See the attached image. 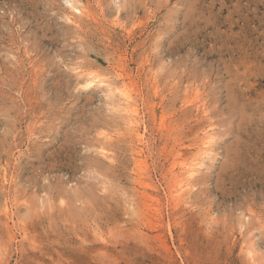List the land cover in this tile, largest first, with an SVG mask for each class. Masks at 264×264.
I'll use <instances>...</instances> for the list:
<instances>
[{
  "label": "rangeland",
  "instance_id": "374dc122",
  "mask_svg": "<svg viewBox=\"0 0 264 264\" xmlns=\"http://www.w3.org/2000/svg\"><path fill=\"white\" fill-rule=\"evenodd\" d=\"M75 1L0 0V264H264V0Z\"/></svg>",
  "mask_w": 264,
  "mask_h": 264
},
{
  "label": "bare ground",
  "instance_id": "6f19581e",
  "mask_svg": "<svg viewBox=\"0 0 264 264\" xmlns=\"http://www.w3.org/2000/svg\"><path fill=\"white\" fill-rule=\"evenodd\" d=\"M70 3V6H71V8H72V10H75V11H78V12H80V13H85L86 11H85V9H84V7H80L77 3H76V1L75 0H67V3ZM99 3V2H98ZM69 5V4H68ZM74 12V11H73ZM74 21V20H73ZM78 24V23H77ZM76 25V24H75ZM126 61V60H125ZM79 71V70H78ZM86 73V72H85ZM82 75H84L83 73H82ZM120 75H122V74H120ZM101 76V75H100ZM98 74H95V73H93L92 71H90L89 73H87V74H85V76L83 77L84 78V83H86L87 85H91V84H95V82H103V83H106L107 85H108V87L110 88V90H117L119 93H120V95H121V99H122V102L124 103V106H125V112H126V114H127V116L129 117V121H128V126L130 125V128L131 127H133V128H135L134 130L136 131V135H137V137L139 138V140H142V134H141V132H140V130H139V128H138V126H139V124H138V120H136L135 119V117L137 116V114L139 113L138 112V109L139 108H137L136 107V105H135V103L132 101V95L131 94H129L128 93V90H127V87H126V85H125V83L124 82H122L121 84H119V85H117V86H115V87H113V85H114V80H109V79H101V78H99L100 77ZM118 76V75H117ZM132 77H133V75H132ZM82 78V79H83ZM131 80V79H130ZM134 81V80H133ZM129 83V82H128ZM85 84V85H86ZM115 84H117V83H115ZM98 85V84H97ZM156 88V87H155ZM199 92V91H198ZM195 96V95H194ZM197 96V95H196ZM201 96V95H200ZM190 100V99H189ZM201 103H203V102H201ZM200 103V104H201ZM139 106V105H138ZM205 106V105H204ZM206 111V110H205ZM204 111V112H205ZM154 112V111H153ZM164 117H166V116H164ZM140 122V121H139ZM165 125V124H164ZM213 125V124H212ZM213 129V128H212ZM208 130V129H207ZM211 130V129H210ZM214 130V129H213ZM212 130V131H213ZM106 132V131H105ZM119 133V132H118ZM123 134V133H122ZM135 134V133H134ZM204 134H205V141L202 143V144H204L205 145V148L210 144V143H212L213 141H214V137H213V133H208V132H204ZM140 142V141H139ZM140 145V144H139ZM104 146V145H103ZM106 146V145H105ZM111 146V145H110ZM203 146V145H202ZM202 146H201V148H202ZM200 148V149H201ZM208 148H210L209 146L205 149V150H207ZM204 149V148H203ZM210 149H212V148H210ZM205 153V152H204ZM203 153V155H205L206 156V154H209L208 153V151H207V153L206 154H204ZM202 154V153H201ZM198 156V155H197ZM211 156V155H210ZM108 157V156H107ZM204 157V156H203ZM209 157V156H208ZM135 159V158H134ZM207 159V158H206ZM196 160H197V158H196ZM204 160H205V158H204ZM212 160V159H211ZM136 161L139 163V164H141L142 162H143V159H142V151L141 150H139L138 152H137V157H136ZM203 161V160H202ZM191 162V161H190ZM184 164V163H183ZM202 165V163L201 162H193L192 164H190L188 167H187V169H186V171L185 172H183L182 174L184 175V174H186L187 176H182L181 174H179V173H174L173 174V177H174V189L172 190V197L175 199H178L180 196H181V194H182V192H183V190L187 187V186H189L190 184H191V179L192 178H194V176L196 175V173H197V171L199 170V167ZM180 166V165H179ZM203 167H205V166H203ZM174 168V167H173ZM6 173V172H5ZM145 177V176H144ZM172 180V179H171ZM7 181V180H6ZM193 182V181H192ZM150 183V182H149ZM153 183V182H152ZM137 185V184H136ZM189 188V187H188ZM153 190V189H152ZM186 190V189H185ZM189 190V189H188ZM136 193V192H135ZM152 194V193H151ZM190 196V195H189ZM147 197H149V198H151V199H154V197L152 198V196L150 195V194H148V196ZM156 197V196H155ZM185 198V197H184ZM157 200V199H156ZM132 209V208H131ZM8 214V213H7ZM13 231V230H12Z\"/></svg>",
  "mask_w": 264,
  "mask_h": 264
}]
</instances>
